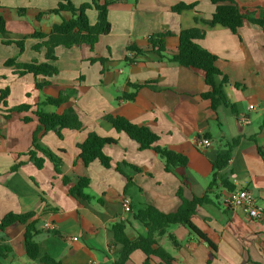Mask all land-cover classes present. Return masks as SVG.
Returning <instances> with one entry per match:
<instances>
[{"label":"crops","instance_id":"obj_1","mask_svg":"<svg viewBox=\"0 0 264 264\" xmlns=\"http://www.w3.org/2000/svg\"><path fill=\"white\" fill-rule=\"evenodd\" d=\"M72 1L76 6L90 2ZM59 2L0 0V16L7 22V33L0 34V91L10 89L7 108L33 105L42 98L70 92L68 103L45 106L43 110L62 114L75 108L84 125L81 130L63 129L61 137L52 131L41 133L40 146L62 160L61 173L57 174L49 160L39 169L26 155L33 148L37 118L29 111L6 119L1 112L6 107L0 104V221L10 213L33 214L38 230L35 241L40 248L39 257L29 259L24 246L26 225L16 223L0 230V244L12 248L11 254L0 257V264H42L44 255L61 264H113L123 246L115 241L111 226L124 222L127 236L135 240L147 235L144 225L134 218L139 208L151 205L165 214L174 213L182 205L179 190L186 200L203 198L213 179L212 162L234 140L239 142L229 163L218 172L219 188L193 216L194 224L216 250L182 225L167 230L179 242L178 247L168 234L157 239L174 257V264H264V221H254L241 210L225 206L223 198L233 190L222 184L224 180L234 190L251 191L257 205L264 209V159L259 151L264 152V28L246 21L234 34L219 25L204 24L202 20H210L216 9L210 0H121L109 6L111 31L100 37L94 50L87 45L56 48L59 73L51 78L40 76L38 81L49 80L51 84L37 90L33 75L18 77L5 62L11 58L19 63L45 62V49L35 51L39 40L31 35L37 30L49 34L62 18L71 17L68 13H49ZM180 3H196V7L173 12L172 7ZM236 3L253 18L264 19V0ZM19 9L25 14L20 15ZM88 16L95 24L98 13L90 10ZM195 27L205 32L198 43L218 57L222 76L216 82L226 103L216 110L203 97L210 88L201 70L172 64L149 44L152 35L171 32L166 49L169 54L176 53L181 31ZM23 39V51L15 44L3 43ZM129 46L146 52L139 54L128 50ZM223 77L227 83H223ZM146 82L154 85L138 91L131 87ZM134 92V100L121 99L124 93ZM106 115L122 116L150 128L159 136L158 145L187 157V166L166 171L157 153L141 150L126 133L116 131L104 119ZM24 117L32 120L25 123ZM91 132L116 140L104 148L111 168L99 161L86 166L79 159L78 146ZM205 138L211 145L201 147L199 142ZM19 163L21 166L13 171ZM118 165L122 173L116 170ZM64 177L69 179L68 184L63 182ZM81 177L89 179L85 191L91 197L89 201L69 193ZM127 178L133 185L125 190ZM126 199L130 200V211L125 210ZM45 223L55 229L45 230ZM146 260L143 251L135 250L126 264H163L154 255L148 263Z\"/></svg>","mask_w":264,"mask_h":264},{"label":"trees","instance_id":"obj_2","mask_svg":"<svg viewBox=\"0 0 264 264\" xmlns=\"http://www.w3.org/2000/svg\"><path fill=\"white\" fill-rule=\"evenodd\" d=\"M121 0H90L80 6H76L72 0H60L57 8L50 10V14L61 15L68 13L71 15L69 19L62 18L59 24H55L49 34L41 31H35L31 37L39 40L33 47L37 52L45 49V62L32 60L27 63L17 62V58H11L5 62V66L13 70V74L22 77L25 75H33L36 79L35 88L40 90L51 84L49 80L38 81L40 76L51 78L59 73L56 66L57 56L56 48L64 47L70 49L76 46L87 45L91 50H94L95 45L103 35H107L111 31V23L109 22L108 13L109 6ZM216 6L215 12L210 20H202V22L209 26L219 25L221 27L231 30L234 34L238 33L246 21H250L264 28V19H255L244 8L237 5L236 0H210ZM196 7L194 4L180 3L172 7L175 13H181L185 10H192ZM95 10L98 13L97 21L91 24L88 11ZM19 14L24 15L25 10L19 9ZM40 19V17L38 18ZM197 22L199 19H195ZM7 33V22L0 16V34ZM205 32L199 28H191L181 31L178 36V50L176 53L169 54L166 49V39L172 37L171 32H161L152 35L149 38V44L155 53L167 59L170 63L176 64L181 67L189 69L201 70L204 73L206 84L209 86L210 91L203 94L205 99L211 101L213 109H217L223 103L225 104V96L221 86L217 85L216 79L222 76L221 71L217 67L218 57L204 49L198 40L204 37ZM5 45L15 44L21 51L25 48V40H7L3 41ZM128 50L136 51L139 54H144L146 51L137 47L129 46ZM100 61L104 62L103 59ZM223 83H227L226 77H223ZM154 82H146L144 84H131L136 91L139 89L150 86ZM10 89L7 87L0 91V104L6 107L2 110L4 117L10 119L15 113H25L31 111L32 115L37 118L39 123L38 128L33 134V148L26 154L29 156L31 162L39 169L44 167L46 159L52 162L55 166L57 174H60L61 158L52 151L43 148L39 144L42 132L52 131L61 137L63 129L81 130L84 128L83 122L80 120L79 114L75 108H68L62 114L54 112H46L43 110L45 106L60 107L69 102L71 96L70 92L62 93L57 97H45L37 100L35 104L23 103L12 108H7V99L9 97ZM136 92L127 94L124 93L121 97L123 100H134ZM110 123L113 128L118 132L126 133L132 140L140 145L141 150H153L165 162L166 171L171 168L185 167L188 164V159L182 154L171 151L165 147L158 145L159 136L155 134L150 128L146 126L137 125L122 116L106 115L104 118ZM32 120L30 117H24L23 121L28 123ZM239 140H234L227 144V150L219 154L212 162L213 164V179L210 183L207 194L203 198H194L193 200H186L181 195V190L178 194L182 199V205L174 212L165 214L159 211L156 207L151 205H144L134 212V218L144 225L147 229L146 236H140L135 240L129 239L125 231L126 225L124 222L119 221L111 226V231L117 243L123 246L118 259L113 264H126L130 254L135 250L143 251L148 263L149 257L154 255L159 257L163 264H174V257L162 248L157 237H162L168 234L174 246L178 247L180 244L173 234L168 233V229L175 225H182L194 233L202 242H206L214 251L215 246L209 241L203 232L194 224L193 216L196 213L198 206L210 202V194L219 188L218 172L224 169L231 158L233 148L238 144ZM116 140L113 138H104L94 132L88 134L85 142L80 144L79 159L86 165H90L94 161H99L105 168L112 167V161L104 152L107 145L115 144ZM264 159V152L259 150ZM41 154V156H39ZM21 164H16L12 167L16 171ZM135 171H141L137 167L132 166ZM116 170L122 173L120 166H116ZM125 190H128L133 185L130 178ZM63 182L69 183V179L64 177ZM223 187L228 190H234L233 186L227 182L222 181ZM89 187V179L78 178L75 186L70 188L69 193L73 197H79L85 200H90L91 197L85 192ZM33 214H7L0 221V230H4L16 223L26 225L24 234L25 251L29 259L36 260L40 255L39 244L35 241V236L38 234L37 223L32 221ZM12 253V248L7 245L0 244V257H7ZM42 264H61L54 258L44 255L40 258ZM212 260V256L208 262Z\"/></svg>","mask_w":264,"mask_h":264},{"label":"built area","instance_id":"obj_3","mask_svg":"<svg viewBox=\"0 0 264 264\" xmlns=\"http://www.w3.org/2000/svg\"><path fill=\"white\" fill-rule=\"evenodd\" d=\"M250 108H253V105H251ZM245 121L248 122V119ZM199 145L201 147H208L211 143L205 138L199 142ZM223 204L231 209L241 210L248 218L254 221H264V209L257 205L253 193L247 189H238L229 192V194L223 198ZM124 207L126 211L131 210L129 199L125 200ZM43 228L48 231H53L55 226L50 223H45L43 224ZM89 264L93 263L90 262Z\"/></svg>","mask_w":264,"mask_h":264}]
</instances>
